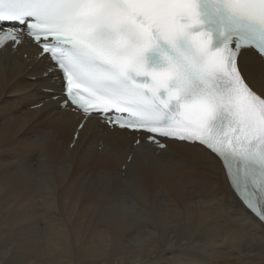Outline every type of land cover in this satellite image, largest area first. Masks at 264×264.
I'll list each match as a JSON object with an SVG mask.
<instances>
[{
	"label": "snow or ice",
	"instance_id": "snow-or-ice-1",
	"mask_svg": "<svg viewBox=\"0 0 264 264\" xmlns=\"http://www.w3.org/2000/svg\"><path fill=\"white\" fill-rule=\"evenodd\" d=\"M25 45L34 55L16 71L43 65L33 83L58 94L15 117L18 126L55 104L75 117L71 148L92 125L122 144L117 151L101 142L99 153L117 158L119 183L85 169L81 196L160 183L179 163L222 176L242 205L236 221L264 225V0H0L5 81L10 53ZM50 136L45 127L33 144L46 153ZM72 167L69 151L66 176ZM17 174L35 170L21 166ZM47 193L44 206L54 212L56 193ZM211 213L200 206L201 216ZM15 247L5 249V264H22L9 259Z\"/></svg>",
	"mask_w": 264,
	"mask_h": 264
},
{
	"label": "bare ground",
	"instance_id": "bare-ground-1",
	"mask_svg": "<svg viewBox=\"0 0 264 264\" xmlns=\"http://www.w3.org/2000/svg\"><path fill=\"white\" fill-rule=\"evenodd\" d=\"M22 56L9 55L7 81L0 76V231L2 225L10 230L8 234L3 229L9 236L1 231L0 243L21 246L25 242L36 247L47 240L59 257L68 252L69 243H106L107 247L117 243L114 250L123 254L127 248L121 249L122 243L143 241L146 254L139 251L133 261L138 264H264V244L259 240L264 225L238 223L242 205L223 177L215 179L198 167L177 163L175 171L164 175L160 183L150 181L127 191L121 185L107 191L103 199L96 198V188L81 196L80 178L85 169L94 175L103 169L119 183L117 158L105 161L99 153L101 142L117 151L122 144L106 135V129L92 125L82 133L78 147L71 148L75 117L62 113L55 104L38 121L19 127L14 118L51 94L33 83L39 66L16 71L29 64ZM61 116L65 119L60 120ZM45 127L51 129L46 153L33 144ZM69 151L73 167L66 176L63 163ZM42 156H47L44 166L39 164ZM21 166L34 169L35 175H18ZM48 187L56 193L58 209L54 212L42 200ZM205 204L212 208L207 217L199 214ZM208 226L212 229L206 232ZM66 259L61 260L67 264Z\"/></svg>",
	"mask_w": 264,
	"mask_h": 264
},
{
	"label": "rangeland",
	"instance_id": "rangeland-1",
	"mask_svg": "<svg viewBox=\"0 0 264 264\" xmlns=\"http://www.w3.org/2000/svg\"><path fill=\"white\" fill-rule=\"evenodd\" d=\"M38 209L40 210L39 207ZM1 218L2 220L8 219L6 216L4 217L5 219L3 216H1ZM1 224H3V222H1ZM2 227L1 231H3V229L8 230L5 229L3 225ZM1 231L0 234L3 232L6 234L5 231L2 233ZM9 231L10 230H8L7 233ZM38 233L41 234L43 232L38 231ZM5 234H3V236ZM6 237L4 238L7 239ZM43 242L44 243H37L38 245L36 247H31L25 242L21 243V246L20 243H15L16 247L12 249V251L14 250L13 256H10L9 259L17 258L21 260L23 264H66V262H63L61 259L67 256V264H138L133 262L136 260L140 251L138 243H122L119 247H121V249L127 248L128 250L123 254H118L114 250L117 247V243H110L109 247L103 245L106 243H69L68 252L63 256L58 257V255L56 256L57 252L53 244L49 243L47 240H43ZM0 244V264L2 262L5 264V261L2 260V257L4 256L2 250L6 249V246L12 248L13 243L4 244L2 242ZM134 244L137 248L136 255H133L134 252H132L134 247L131 248ZM128 245L130 247H128ZM22 248H24L25 251ZM142 254L143 256L146 254L144 250L142 251Z\"/></svg>",
	"mask_w": 264,
	"mask_h": 264
}]
</instances>
